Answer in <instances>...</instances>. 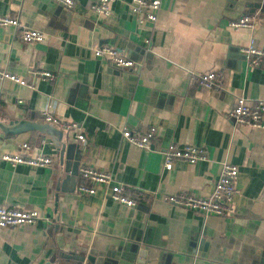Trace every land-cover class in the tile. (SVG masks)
Returning a JSON list of instances; mask_svg holds the SVG:
<instances>
[{
    "label": "crops",
    "instance_id": "obj_1",
    "mask_svg": "<svg viewBox=\"0 0 264 264\" xmlns=\"http://www.w3.org/2000/svg\"><path fill=\"white\" fill-rule=\"evenodd\" d=\"M73 1L68 10L53 0H0L1 16L44 35L24 43L18 30L0 27V68L32 85L0 81V207L39 216L32 226L0 229V264H47L89 251L102 253L95 264H136L141 251L143 264H264V128L227 119L237 99L264 101V68L249 67L240 52L264 49V0H159L155 23L140 22L131 0L113 1L108 16L91 11L95 0ZM247 14L257 19L253 29L229 27ZM101 47L122 51L135 66L117 69L94 57ZM29 70L52 77L33 78ZM211 71L222 76L213 91L192 80ZM46 110L78 130L45 123ZM151 127L149 151L121 136ZM169 144L202 148L207 160L173 161L166 171L160 152ZM61 145L69 147L62 154ZM6 154L52 162L11 166L1 159ZM224 164L239 171L233 218L164 201L210 195ZM81 166L140 191L141 199L127 208L103 186L78 194Z\"/></svg>",
    "mask_w": 264,
    "mask_h": 264
},
{
    "label": "built area",
    "instance_id": "obj_2",
    "mask_svg": "<svg viewBox=\"0 0 264 264\" xmlns=\"http://www.w3.org/2000/svg\"><path fill=\"white\" fill-rule=\"evenodd\" d=\"M61 7L73 10L75 7L73 0H53ZM115 0H95L90 9L100 16L109 15V5ZM131 13L140 22L147 21L155 23L159 11V0H131L129 3ZM254 15H243L229 23V27L238 29H253L256 23ZM0 27L14 28L19 32V38L24 43H40L44 40V35L40 31L32 30L21 24L16 16H1ZM249 67L264 68V49L254 46L240 49ZM94 57L106 58L117 69H130L135 66V62L122 51L113 47H101L93 50ZM27 75L50 80V72L29 70ZM192 80L202 89L213 91L220 84L222 76L216 72H207L193 75ZM0 81H9L21 87L32 88V85L24 78L8 73L0 68ZM1 100V95H0ZM43 121L58 125L67 131H77V125L64 123L53 117L47 110L43 112ZM227 119L236 127H249L250 129L264 128V101L247 103L240 98L235 101L227 114ZM122 138L130 145L143 150H152V145L156 140L155 128H149L144 133L122 129ZM77 139L85 142L82 135L77 134ZM23 150H28L27 145H22ZM163 157V167L166 171L172 169L173 161H184L194 165L207 160L206 151L199 147L189 145L169 144L160 152ZM1 159L11 166L26 165L32 168H45L51 165V159L44 156L26 157L20 154L3 155ZM238 168L232 164H224L220 176L214 185L210 195L199 197L196 195L179 193L164 197L167 203L201 213L204 217L216 216L221 218H233L235 215L234 201L238 195L236 181L238 178ZM79 184L76 187L78 194L94 195L96 187L103 186L109 192L112 202L123 205L127 208H134L141 199V192L129 190L123 185L113 183L111 176L105 172L96 170L89 166H81L77 171ZM39 219L35 211H19L6 207H0V229L17 226H32Z\"/></svg>",
    "mask_w": 264,
    "mask_h": 264
},
{
    "label": "water",
    "instance_id": "obj_3",
    "mask_svg": "<svg viewBox=\"0 0 264 264\" xmlns=\"http://www.w3.org/2000/svg\"><path fill=\"white\" fill-rule=\"evenodd\" d=\"M1 128V125H0ZM66 149H69L67 145H61L60 147V153L62 154ZM102 257V253H97L95 251H89L88 255H61L59 256V261L57 259L52 260L48 262L47 264H66V262L72 261L75 262V264H83L85 263H90V264H95V259L96 257ZM146 256V252L141 251L138 253V260H136V264H143V260Z\"/></svg>",
    "mask_w": 264,
    "mask_h": 264
}]
</instances>
